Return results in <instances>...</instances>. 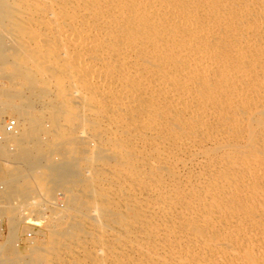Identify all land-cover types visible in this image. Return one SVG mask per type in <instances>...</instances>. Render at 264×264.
I'll use <instances>...</instances> for the list:
<instances>
[{"label": "bare ground", "instance_id": "obj_1", "mask_svg": "<svg viewBox=\"0 0 264 264\" xmlns=\"http://www.w3.org/2000/svg\"><path fill=\"white\" fill-rule=\"evenodd\" d=\"M1 80L16 90L0 88V132L5 115L18 131L0 199L54 182L76 213L48 245L90 237L91 264H264V0H0ZM61 118L89 157L44 149Z\"/></svg>", "mask_w": 264, "mask_h": 264}, {"label": "rangeland", "instance_id": "obj_2", "mask_svg": "<svg viewBox=\"0 0 264 264\" xmlns=\"http://www.w3.org/2000/svg\"><path fill=\"white\" fill-rule=\"evenodd\" d=\"M14 84L15 83L12 82L11 80H10V83L8 80H1L0 88L1 90L3 89L4 91L5 90L15 91L16 89H15ZM6 118L14 119L15 117H13L12 115H5L3 116L2 120L4 121V119ZM60 120L62 122L60 121L56 128H52L50 124L45 123V127L47 129H52L54 133H52L51 136H47V137L41 136L39 138L40 140L39 142L42 144L44 149L55 150L52 152L54 162L57 163V162H64L68 159H73V158L85 159L86 157H89L92 154L91 153L92 151L89 150L90 148L86 144V141H85L86 139H84L83 137L82 138L80 137L81 136L80 132L82 131L84 125L80 123L78 124V121H73L74 124L71 121L72 123L71 124L69 123L70 120L68 119L61 118ZM2 125H3V122H2ZM69 125L74 128L71 129ZM64 126L68 127L69 129L68 128L64 129L65 128ZM72 130L74 131L73 133H72ZM70 132L71 134H74V135H71ZM74 136L78 139H75ZM70 138H71V141L69 140ZM3 144L5 143L4 142L0 143V147H2ZM9 146L8 147L6 146L7 148L6 150H8V152L10 153L14 152L13 147H9ZM15 167H17V165L0 157V183L2 179L4 178L6 171L12 170ZM17 182L21 184V188L19 189V191H16L15 193H13L12 197L5 196L0 199V201L4 202V204L7 203L6 204L7 207L11 208L13 210V214L16 215L15 216L16 217L15 218L16 230L14 234L12 235V237H8V234H9V225H8L9 221L7 219L8 214L6 212L2 214L0 213V217L3 218L4 223L6 225V229H7L5 234L0 236V264H91L88 258H90L89 256H93L94 251H96L95 250L96 247L93 245L94 242L90 239V237L85 238L83 236L80 238L81 240H79L81 243L77 241L75 243L72 242V244L67 243V245L57 243V244H53L55 246H50L48 245L49 243H47L50 240V239L48 240V238L50 237V229H51L49 223L54 221L58 227L61 226L59 228H65L71 224L72 222L71 219H73L75 216L74 214H76L75 211L72 210V208H71V212L73 213L67 210L69 209V207L66 201L67 200L66 197H68V193L65 192L66 190L64 191L63 190L64 188L57 185L58 183H55V185H52L54 184V182L50 183L48 181H47L48 183H46L45 181L31 182L29 186L30 188L26 187V182H24L23 179L17 180ZM80 183L77 182L73 186H75L76 189H80L82 188V185H83V183L81 184ZM49 185L53 187L52 190ZM190 187L191 185L187 184L186 188H190ZM49 191H53V192L51 193ZM95 206L96 205L94 204L93 201L88 202L86 205L87 208L85 207L84 208L85 211L83 209V211L80 214L81 218L84 220V226L86 227L89 226L87 222L90 221L89 216L94 214V212H91V211L95 209ZM87 229H89V232L90 231L93 232V234L96 233L95 231H92L91 228L89 227ZM89 244H91V246ZM63 252L67 253L68 255L66 256V254H64ZM74 255H75V258L73 259V257L71 256H74ZM68 256L69 258H67ZM59 257L60 258L63 257L64 258V259L62 258L63 261H61ZM36 260H38L37 263H36Z\"/></svg>", "mask_w": 264, "mask_h": 264}, {"label": "built area", "instance_id": "obj_3", "mask_svg": "<svg viewBox=\"0 0 264 264\" xmlns=\"http://www.w3.org/2000/svg\"><path fill=\"white\" fill-rule=\"evenodd\" d=\"M18 131V123L13 118H6L3 121V133H0V143L5 141V136L14 135ZM3 190V185L0 183V192ZM6 225L3 218L0 217V236L6 232Z\"/></svg>", "mask_w": 264, "mask_h": 264}]
</instances>
